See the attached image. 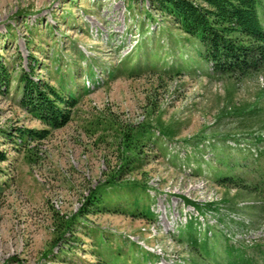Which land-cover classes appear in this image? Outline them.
Masks as SVG:
<instances>
[{
    "label": "rangeland",
    "instance_id": "1",
    "mask_svg": "<svg viewBox=\"0 0 264 264\" xmlns=\"http://www.w3.org/2000/svg\"><path fill=\"white\" fill-rule=\"evenodd\" d=\"M197 48L150 0H0V67L10 77L0 95V264H188L195 255L178 234L189 221L217 254L206 264L231 247L263 261L264 193L226 189L215 175L230 166L264 180V141H255L264 140V71L219 77ZM31 63L35 81L79 98L70 123L42 141L19 134L46 129L21 106ZM140 123L155 132L121 183L147 190L106 187L112 210L78 216L126 159L119 128ZM137 198L155 220L133 208ZM183 198L220 214L200 216Z\"/></svg>",
    "mask_w": 264,
    "mask_h": 264
},
{
    "label": "trees",
    "instance_id": "2",
    "mask_svg": "<svg viewBox=\"0 0 264 264\" xmlns=\"http://www.w3.org/2000/svg\"><path fill=\"white\" fill-rule=\"evenodd\" d=\"M151 6L163 16L170 18L182 34L198 44L197 56L205 63L212 65V72L219 77L229 79H247L264 71V0H150ZM31 63L28 71H22L19 84L22 88L21 106L35 119L45 125L46 129H20L21 138L42 141L52 130L67 126L72 117V111L77 107L79 98L71 91L61 87L56 88L50 82L38 78L33 79L35 67ZM93 73L90 78H93ZM10 85V77L6 67H0V95L4 94ZM65 88V87H64ZM89 89L85 88L88 94ZM154 127L150 123H140L124 129L119 128V142L123 156L126 159L118 169L107 174L104 187H97L90 195L78 216H87L92 211L110 212V193H104L106 187L114 190H130L145 192L147 187L132 181L121 183L123 176L133 174V168L147 144L154 135ZM159 136L171 137L163 128H158ZM255 141H264L255 139ZM7 156L0 152V162H5ZM238 166V165H237ZM230 168V169H229ZM229 172L215 175V182L226 188L245 193H264V180L260 184L247 181L243 177ZM140 199L133 201V208L147 220H155L156 216L151 207L140 206ZM186 206L192 207L198 215L206 212L220 214L216 203L200 204L183 198ZM135 216L136 213H133ZM219 221L220 218L218 219ZM74 222L65 223L62 229H72ZM72 227V228H71ZM64 233V232H62ZM201 231L194 221H189L179 232L181 243L191 249L195 256L188 264H201L208 260H216L217 254L209 247V237H200ZM141 251V249H137ZM144 261L150 260L151 254L143 253ZM217 264H264V259L258 263L249 257L244 248L231 247Z\"/></svg>",
    "mask_w": 264,
    "mask_h": 264
}]
</instances>
